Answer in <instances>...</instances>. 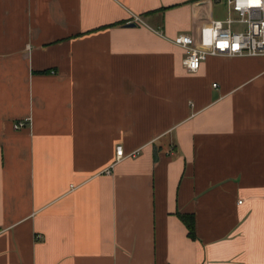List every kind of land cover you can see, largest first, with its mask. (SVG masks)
I'll use <instances>...</instances> for the list:
<instances>
[{
  "label": "crops",
  "instance_id": "0c3cea01",
  "mask_svg": "<svg viewBox=\"0 0 264 264\" xmlns=\"http://www.w3.org/2000/svg\"><path fill=\"white\" fill-rule=\"evenodd\" d=\"M218 1L0 0V264H264V56L177 43Z\"/></svg>",
  "mask_w": 264,
  "mask_h": 264
},
{
  "label": "built area",
  "instance_id": "2783aa9c",
  "mask_svg": "<svg viewBox=\"0 0 264 264\" xmlns=\"http://www.w3.org/2000/svg\"><path fill=\"white\" fill-rule=\"evenodd\" d=\"M225 2L228 7L227 16L224 19L210 20L208 46H197L190 34H182L177 40L185 52L182 65L188 71H196L209 55L264 56V0H259V3L250 0H225ZM135 19L139 18L136 16ZM234 24L241 25V28L235 29ZM26 123V120H18L13 127L19 129ZM125 155L122 145L117 144L115 160H120Z\"/></svg>",
  "mask_w": 264,
  "mask_h": 264
},
{
  "label": "rangeland",
  "instance_id": "374dc122",
  "mask_svg": "<svg viewBox=\"0 0 264 264\" xmlns=\"http://www.w3.org/2000/svg\"><path fill=\"white\" fill-rule=\"evenodd\" d=\"M227 13V5L225 0H220L218 2H214V17L218 18H225ZM234 17H236V14L233 12L232 14ZM233 27L235 29H240L241 25L234 24Z\"/></svg>",
  "mask_w": 264,
  "mask_h": 264
},
{
  "label": "trees",
  "instance_id": "16d2710c",
  "mask_svg": "<svg viewBox=\"0 0 264 264\" xmlns=\"http://www.w3.org/2000/svg\"><path fill=\"white\" fill-rule=\"evenodd\" d=\"M180 217L183 220V222L185 223V225L187 226L188 234L193 236L194 232H193V219H192V216L191 215L181 214Z\"/></svg>",
  "mask_w": 264,
  "mask_h": 264
},
{
  "label": "water",
  "instance_id": "95a60500",
  "mask_svg": "<svg viewBox=\"0 0 264 264\" xmlns=\"http://www.w3.org/2000/svg\"><path fill=\"white\" fill-rule=\"evenodd\" d=\"M127 25L128 26H133V25H135V23L134 22H128Z\"/></svg>",
  "mask_w": 264,
  "mask_h": 264
},
{
  "label": "snow or ice",
  "instance_id": "6c2138e0",
  "mask_svg": "<svg viewBox=\"0 0 264 264\" xmlns=\"http://www.w3.org/2000/svg\"><path fill=\"white\" fill-rule=\"evenodd\" d=\"M250 2L259 3V0H250Z\"/></svg>",
  "mask_w": 264,
  "mask_h": 264
}]
</instances>
